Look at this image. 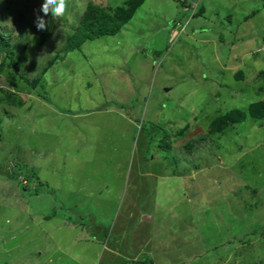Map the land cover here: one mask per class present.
I'll list each match as a JSON object with an SVG mask.
<instances>
[{"label": "rangeland", "instance_id": "1", "mask_svg": "<svg viewBox=\"0 0 264 264\" xmlns=\"http://www.w3.org/2000/svg\"><path fill=\"white\" fill-rule=\"evenodd\" d=\"M130 2L67 0L66 15L55 22L51 15L44 18L47 26L41 33L35 21L42 16L43 0H0V38L11 40L10 50L26 79L38 82L35 88L29 86L10 67L6 54H0V65L6 62L0 73V264H46L47 248L54 264H68L55 250L65 239L64 249L73 257L85 255L88 264L95 254L97 259L102 256L105 237H97L105 227L94 226L91 207L82 224L94 226L90 230L97 236H88L87 229L65 232V223L79 219L87 208L81 205L84 193L73 189L84 180L103 191L102 200L116 205L113 180L122 177L112 174L110 166L87 177L85 162L78 161L84 148L75 160L74 145L58 136L47 116L110 107L123 109L136 123L123 144L122 159L133 151L129 162L139 154L145 162L155 158L158 168L165 163L175 177L184 175L159 181L170 186L166 201L177 203L175 212L160 214L161 222L174 228L178 247L176 255L163 257L171 262L155 264H264V118L251 115L264 105V0H189L184 6L174 0H141L136 15L117 35L87 41L65 54V43L85 21L88 4L115 14ZM45 33L50 37L39 46ZM3 90L18 94L23 105L8 104ZM234 110L241 112V124L213 133V123ZM101 123L126 127L104 117ZM187 125V132L179 134ZM107 138L116 135L111 132ZM63 146L72 154L60 164L62 155L54 152L55 164H50L43 149ZM95 148L102 164L117 159L113 146ZM133 163H125L126 179L134 172ZM70 169L79 170L76 184L68 179ZM189 182L181 202L177 195ZM72 193L75 198L70 200ZM186 202L192 205L183 208ZM179 213L177 223L173 214ZM113 216L108 213L105 220ZM146 226L133 224L127 241L131 233L145 238ZM42 228L48 229L49 239ZM105 230L113 231L116 239L123 234L119 227ZM176 236L183 238L177 241ZM191 240L196 246L188 245ZM107 258L104 253L103 261Z\"/></svg>", "mask_w": 264, "mask_h": 264}, {"label": "crops", "instance_id": "2", "mask_svg": "<svg viewBox=\"0 0 264 264\" xmlns=\"http://www.w3.org/2000/svg\"><path fill=\"white\" fill-rule=\"evenodd\" d=\"M254 16V15H253ZM252 16V17H253ZM246 17V16H245ZM56 112L53 113V115ZM58 116L52 115V117L47 116V118H50V120L53 123V129H57L58 136H61V138L65 137L66 142H69L70 145H74V151L73 153L76 154L75 157L78 156L79 151L82 150L83 155L88 153L89 155L83 156L80 154L78 157L79 162H85V167L88 168L84 173L87 177H91V172L94 173H101L105 168L110 166L108 169L111 170L112 174L115 173L119 175V177H122L120 182L115 181L114 176V184H117L115 187H118L117 192H114V197H116V201H119L116 203L102 200L104 195L103 191L96 190L97 186L94 185L93 187H89L86 185V182L84 180H81L79 183L81 187H76L73 189L75 192L84 193L83 199L81 200V205L86 204L84 212L80 213L79 219H70L71 222H73L72 227L69 229V223H65V232L66 234L71 231L73 228L77 231L79 230H88L87 234L89 235H95L94 233H91L90 229H93L94 226L101 227L104 226L105 229L108 228V226L111 229H115L117 227L120 228L121 231H123L122 236H119L117 239L114 237L113 231L108 233L104 229V234H100L99 239H102L105 237V241L102 244V256L97 259V254H95V260L93 264H139L142 262H150L151 264H155V262H161L165 260V262H171L172 260H169V257L173 254L176 255V244L174 241V238L172 237L175 234L174 228H172V225L168 226L161 222V217L164 216L163 214H160L165 210V215L168 216V213L173 211L175 212L176 208V200L174 201H166V194L168 193L169 189L168 185H162L159 183V181H167V177H172V179L184 177L183 174H179L178 177L173 176L172 174L174 172L168 171L167 168L163 165H166L165 163H162L159 165L160 168L157 167L155 164L154 159L151 160V162L147 161L143 158L140 159V155L137 156V151L133 153L134 156H137V160L134 162V158H132L129 162V155L131 156V153L133 151H129L127 158L122 159V155L120 152L122 151L123 144L127 140L130 139V135L132 133L129 132L130 127L134 129V126L136 125L135 122L132 121V119L126 114H124L123 109L117 107H110L108 109L97 111V109L87 110L85 112H76L75 110L73 112H57ZM102 117L108 118V121L112 120V124L118 125L120 121H122L125 124V128H117L115 126L108 127L106 123H101ZM51 131V130H50ZM111 132H114L116 135L115 139H109L107 138V135H110ZM97 134L98 137L94 138ZM105 134V135H104ZM92 135V136H91ZM79 144L78 150L75 151V145ZM69 145V146H70ZM111 145L113 146L115 150V154L117 159L112 162H105L102 164L99 159L98 155L95 152L97 146H100L102 149H104L105 146ZM69 146H63V149H57L56 151H53L52 148H46L43 149V151H46L47 154H50V164H55L54 161H52L54 152H58L62 155V158H60L59 162H61L64 159H67L68 156H70L72 153H70V147ZM50 147V146H49ZM94 147V148H93ZM125 152H128V149H126ZM95 153V154H94ZM46 154V155H47ZM124 154V153H123ZM78 157L75 159L77 160ZM145 160V161H144ZM88 161V162H87ZM133 163L134 172H132L131 176L128 175L129 178L126 179L125 174H127L125 163H127V166L130 163ZM158 163V162H157ZM48 164V165H50ZM168 166V165H167ZM83 167V166H79ZM173 167V166H172ZM155 168V169H154ZM177 168V167H176ZM69 173L68 179L71 178V183H78L79 179V170L75 172L67 171ZM77 177H70L71 175H76ZM166 179V180H165ZM188 179V177H187ZM181 180V179H179ZM102 180L96 179L93 182H101ZM111 182V184L113 183ZM103 182V181H102ZM187 183V181H185ZM191 182H189L190 185ZM100 184V183H99ZM98 184V185H99ZM108 184V189L110 188V185ZM168 184V183H167ZM174 184V183H173ZM191 185L189 187L181 188L180 193L177 195L178 199L181 200L183 196L185 197L184 193L188 192ZM152 189L154 191H152ZM151 190L152 194H148ZM168 190V191H167ZM72 191V192H73ZM106 193V191H105ZM164 196V197H163ZM75 198V194H71L70 200ZM69 200V201H70ZM99 200H102L100 203H98ZM184 199L181 200L183 202ZM78 202V201H76ZM190 203V200H188ZM73 204H75V201L72 203L68 202L67 205L69 207H73ZM187 204V202H186ZM188 205L187 204L183 206L185 208ZM91 212L96 214V217H92L93 219V227H88L86 225L82 224V220H85L86 218H83V215L85 212L90 209ZM190 208V207H188ZM115 209V210H114ZM108 213L113 214V219L110 221L105 220L108 215ZM181 213L174 215V221L179 223L178 216ZM188 218H191L192 214L189 212ZM171 216L170 218H172ZM186 220V219H185ZM141 224V225H147L146 229H148V234L145 235V238L138 240L135 235L129 236L130 241L128 240V233L134 228L133 224ZM158 223V225H157ZM162 223V226L160 225ZM186 224V223H185ZM154 226V229H153ZM87 227V228H86ZM61 228V227H60ZM160 228V229H159ZM188 228V227H187ZM43 231L47 233V238L49 239L50 233L47 228H42ZM189 230V228H188ZM182 232L181 230H177V235H180ZM190 232V230H189ZM65 234V235H66ZM127 234V236H126ZM85 235V232L84 234ZM167 236V237H166ZM182 236H176L175 240L178 241V239H182ZM111 239V240H110ZM184 237V243H186L188 240H186ZM201 241V240H200ZM194 241L191 240L188 245L196 246ZM65 243H68V239H65L62 241V244L57 243V248L55 249L57 252H59L61 255L64 256V258L68 261V264H88L86 262L85 255L82 257H73L71 254V250L64 249ZM43 245V244H42ZM41 245V246H42ZM126 246L125 250H122L121 246ZM187 245V244H186ZM104 253L108 255L107 261H103ZM46 255L48 256L47 260L44 262L46 264H54V255H50V249H46ZM156 256V257H154ZM168 258H163V257ZM192 260V259H191ZM59 264H61L59 262ZM67 264V263H64ZM170 264V263H167Z\"/></svg>", "mask_w": 264, "mask_h": 264}, {"label": "trees", "instance_id": "3", "mask_svg": "<svg viewBox=\"0 0 264 264\" xmlns=\"http://www.w3.org/2000/svg\"><path fill=\"white\" fill-rule=\"evenodd\" d=\"M179 3L180 6H184V0H174ZM129 4V5H128ZM126 8H121L115 12V14H111L109 9H103L93 3L88 4L87 14L84 16L85 21L80 25L77 30V33L73 36H70L66 41V48L64 49L65 54H69L79 49L81 45L85 44L87 41L97 40L103 36H115L117 35L121 29L131 21V19L136 15V7L141 3V0H131L128 3ZM141 6V5H140ZM139 6V7H140ZM111 9V8H110ZM174 27L178 25V22L173 24ZM50 37L49 33H45L41 36V39L38 41L39 46H43L48 38ZM11 40L9 39L7 42H3L0 38V54L5 53L6 58L10 60V67L16 71V74L26 81V83L30 84L32 88H35L37 85L36 82H29L26 79L25 73L20 71L19 64L15 61V58L18 57L16 53L10 50ZM9 49V50H8ZM6 62H2L0 65V73L5 70ZM5 101L14 106H22V100L18 94L13 92L3 90ZM260 111L258 109L254 112L251 110V115L256 119L264 118V105L259 106ZM242 116L241 112L238 110L232 111L229 116L226 118L222 117L217 119L212 126L211 131L213 133H221L225 127H228L229 124H241ZM187 126L180 130L179 134H185L187 132ZM36 177V176H35ZM239 242L244 241V238H240Z\"/></svg>", "mask_w": 264, "mask_h": 264}, {"label": "clouds", "instance_id": "4", "mask_svg": "<svg viewBox=\"0 0 264 264\" xmlns=\"http://www.w3.org/2000/svg\"><path fill=\"white\" fill-rule=\"evenodd\" d=\"M67 7V0H43V3L40 7L42 16L38 15L35 21L37 30L41 33L45 32L47 22L44 18L51 15L52 21L55 22L66 15ZM177 36L178 35H175L174 38H176Z\"/></svg>", "mask_w": 264, "mask_h": 264}]
</instances>
